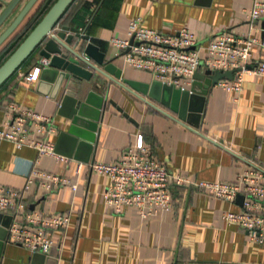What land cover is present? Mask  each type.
I'll return each mask as SVG.
<instances>
[{
    "label": "crops",
    "instance_id": "0c3cea01",
    "mask_svg": "<svg viewBox=\"0 0 264 264\" xmlns=\"http://www.w3.org/2000/svg\"><path fill=\"white\" fill-rule=\"evenodd\" d=\"M10 1L0 0V14ZM27 1L23 0L0 34ZM253 2L76 0L57 29L69 26L77 34L84 27L91 41L79 39L80 49L90 43L98 46L100 51L106 52V60H113L108 65L112 77L134 81L138 88L146 89L157 80L148 72L128 67L124 57L109 44L111 38L128 36L131 20L141 18L145 27L167 34L188 29L204 44L223 30L262 39L264 18L252 22L249 17ZM252 53L254 59L264 60V49L255 45ZM40 63L37 51L0 91V127L9 120L11 102L21 108L34 109L54 119L56 131L50 139L58 151L66 155L72 145L67 135L72 120L68 117L70 105L65 104L66 89L78 91V98L82 100L90 90H95L108 103L103 108L92 148H80L76 158L68 163L49 156L39 158V169L71 178L78 184V190L64 187L48 195L32 184L25 193L31 210L69 212V226L52 231L53 248L49 254H33L9 241L4 225L11 224L12 218L9 213L0 212V238L7 237L0 244V264H264V244L251 240L247 230L223 219L226 211L239 212L243 204L216 198L195 185L235 181L245 169L264 165V76L247 75L241 93L212 85L201 118L192 114L184 124L170 108L142 94L152 102L149 103L102 74H96L90 82L84 81L82 86L76 80L67 85L65 81L60 90L55 86V76L49 72L42 75L41 71L35 82L21 80L22 74L31 72ZM206 71L208 69L202 66L200 72ZM203 85H196L194 90L201 93ZM159 93L158 88L155 89V94ZM92 101L99 103L95 97ZM194 103L199 105L201 100L196 98ZM84 132L89 137L93 133L88 128ZM140 134L152 147L157 160L171 174L181 175L186 180L183 185L171 187L172 210L148 218H142L133 207L122 214L113 213L104 201L110 179L91 173L87 167L80 175L76 173L77 161L119 162L123 151L134 144ZM37 159L36 150L18 149L13 143L0 139V184L24 189L29 166Z\"/></svg>",
    "mask_w": 264,
    "mask_h": 264
},
{
    "label": "built area",
    "instance_id": "2783aa9c",
    "mask_svg": "<svg viewBox=\"0 0 264 264\" xmlns=\"http://www.w3.org/2000/svg\"><path fill=\"white\" fill-rule=\"evenodd\" d=\"M249 17L252 22L264 18V0H254ZM77 34L80 41H91L84 27ZM109 44L118 54L126 52L122 56L128 67L148 72L163 84L191 92L195 75L202 66L211 71H232L233 79L226 78L217 83L231 93L242 92L247 75L264 76V60L254 59L252 53L255 45L264 49V38L239 36L232 30H223L204 44L188 29L167 34L147 28L141 18H135L129 23L128 36L111 38ZM42 63L48 64V61L43 60L31 72L22 74L21 80L27 83L37 81ZM8 110L9 120L0 127V139L13 143L18 149L36 150L38 159L29 166L24 189L0 184V212L13 217L8 229L9 241L33 254H49L53 248L52 231L66 229L71 222V214L31 210L25 193L32 184L48 195L64 187H71L76 192L79 186L71 178L37 167L39 158L43 156L66 163L73 158L58 153L56 144L51 141L50 137L56 131L52 117L34 109L21 108L13 102ZM77 162L78 175L87 167L91 173L110 179L104 201L115 214H122L131 207L136 208L142 218L169 212L173 208L172 185L186 182L183 176L171 174L157 160L143 134L123 151L119 162ZM195 185L231 203L243 196V209L226 211L223 219L247 230L251 240L264 244V165L245 169L235 181L199 182Z\"/></svg>",
    "mask_w": 264,
    "mask_h": 264
},
{
    "label": "water",
    "instance_id": "95a60500",
    "mask_svg": "<svg viewBox=\"0 0 264 264\" xmlns=\"http://www.w3.org/2000/svg\"><path fill=\"white\" fill-rule=\"evenodd\" d=\"M38 1L28 0L10 25L0 34V49L13 33L17 31ZM74 1L57 0L51 6L33 30L0 66V88L21 68L27 59L39 51L41 62L43 60L48 61V64L42 63V75L48 72L53 74L55 76V86L59 90L65 81L67 85L72 80H76L79 82V86H82L84 81L90 82L95 78L96 74H102L116 84L124 87L131 94L145 99L149 103L152 102L142 94L148 95L150 98L160 102L163 106L170 108V110L178 114L177 120L186 124L192 114L201 118L204 111L206 95L212 85L217 84L222 79H233L234 74L232 71L220 72L208 70L205 73L199 71L195 75L192 92L163 84L160 81H156L152 86H146V89L138 88L136 83L131 80L120 81L108 73V65L113 60H106V52L100 51L99 47L92 43L80 49V38L76 33L72 32L71 27L63 26L59 30L57 29L62 16ZM22 2L23 0H11L6 4L3 12L0 14V30L6 25ZM262 26L264 28V19L262 20ZM204 83L206 84L203 85ZM201 84L204 90L198 93L194 90V87ZM94 87L97 89L99 85L97 84ZM157 88L160 91L159 95L155 94V89ZM65 93V104L70 105L71 110L68 117L72 120V127L67 134L72 139V145L70 152L66 156L76 158L80 148L93 147V143L97 138L103 108L107 105L108 100L96 94L95 90H90L85 100L78 98V91L66 89ZM94 97L99 99V103L96 102V105L92 101ZM196 98L201 100L199 105H195L194 103V99ZM111 104L118 107L120 111H123L121 107L117 106L116 102L111 101ZM125 116L130 118L132 122H135L129 114L125 113ZM85 128L93 132L91 137L84 132ZM57 152L60 153L58 149ZM87 162H90V160ZM237 201L243 204L244 197L239 196ZM11 218L13 219L12 216ZM10 225H4L6 232ZM6 238H0V244Z\"/></svg>",
    "mask_w": 264,
    "mask_h": 264
},
{
    "label": "trees",
    "instance_id": "16d2710c",
    "mask_svg": "<svg viewBox=\"0 0 264 264\" xmlns=\"http://www.w3.org/2000/svg\"><path fill=\"white\" fill-rule=\"evenodd\" d=\"M57 0H46L45 4L43 5L41 11L39 14L36 16L37 18L35 21L32 23V25L28 26V28L25 31H22L18 36L13 37L15 34L11 37L1 46L0 49V65H2L8 57L15 51V49L20 45V43L26 38V36L33 30V28L38 24V22L42 19V17L47 13V11L51 8V6L56 2ZM76 0L72 3V5L67 9L65 14L62 16L61 19L66 15V13L69 11V9L74 5ZM31 24V23H30ZM16 33V32H15ZM11 39V40H10ZM32 56L27 59L24 64L21 66L23 67L30 59ZM15 75V74H14ZM14 75L2 85L0 88V91L10 82L11 79H13Z\"/></svg>",
    "mask_w": 264,
    "mask_h": 264
},
{
    "label": "rangeland",
    "instance_id": "374dc122",
    "mask_svg": "<svg viewBox=\"0 0 264 264\" xmlns=\"http://www.w3.org/2000/svg\"><path fill=\"white\" fill-rule=\"evenodd\" d=\"M45 2H46V0H39L38 2H37V4L35 5V7L32 9V11L30 12V14L28 15V17L26 18V20H24L23 21V23L20 25V27L17 29V31H16V33H14L15 35L13 36L14 38H15V36H18L22 31H25L27 28H28V26L30 25H32V23L35 21V19L37 18L36 16L39 14V12L41 11V9H42V7H43V5L45 4ZM73 8V6L70 8V9H72ZM17 9H19V7L17 8ZM70 9H69V11L66 13V15L63 17V19H61V21H65V19L64 18H67V15H69L70 14ZM60 21V22H61ZM31 23V24H30ZM13 37H11V39L13 38ZM10 39V40H11Z\"/></svg>",
    "mask_w": 264,
    "mask_h": 264
},
{
    "label": "flooded vegetation",
    "instance_id": "af4514ba",
    "mask_svg": "<svg viewBox=\"0 0 264 264\" xmlns=\"http://www.w3.org/2000/svg\"><path fill=\"white\" fill-rule=\"evenodd\" d=\"M20 27V26H19ZM15 33V32H14ZM1 66V65H0Z\"/></svg>",
    "mask_w": 264,
    "mask_h": 264
}]
</instances>
